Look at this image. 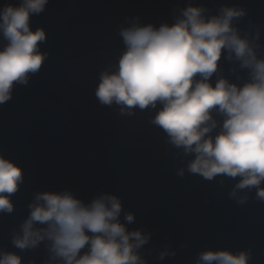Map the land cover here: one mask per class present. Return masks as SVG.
Listing matches in <instances>:
<instances>
[{
	"label": "water",
	"instance_id": "1",
	"mask_svg": "<svg viewBox=\"0 0 264 264\" xmlns=\"http://www.w3.org/2000/svg\"><path fill=\"white\" fill-rule=\"evenodd\" d=\"M18 2L0 0V6ZM189 5L206 7V16L221 7L242 8L245 15L233 26L249 40L259 33L257 53L264 57V0H48L30 17V30L45 32L38 47L46 59L0 105V155L23 176L11 197L13 213L0 214V252L16 253L21 264H44V244L21 252L11 239L35 193L68 190L85 202L116 195L123 211L134 215L128 230L151 234L138 250L145 264H197L201 252L218 250L245 251L248 264H264V202L255 188L232 197L239 177L208 181L190 173L193 156L152 123L159 105L121 114L120 106L101 105L95 96L100 73L114 70L124 51L121 28L134 21L171 25ZM6 43L0 35V50ZM219 77L242 84L247 70L222 55L213 86Z\"/></svg>",
	"mask_w": 264,
	"mask_h": 264
},
{
	"label": "clouds",
	"instance_id": "2",
	"mask_svg": "<svg viewBox=\"0 0 264 264\" xmlns=\"http://www.w3.org/2000/svg\"><path fill=\"white\" fill-rule=\"evenodd\" d=\"M47 3L19 0L0 6V35L7 42L0 50V105L11 99L14 84L26 85L46 59L38 47L45 32L30 30V17L42 13ZM206 12L204 6L189 5L171 25L134 21L121 28L124 51L114 70L100 73L95 96L101 105L120 106L121 114L159 105L152 123L169 143L193 156L190 173L208 181L239 177L230 195L255 188L256 198L264 202V57L257 53L259 33L249 40L233 26L245 15L242 8ZM222 55L247 70L245 82L219 77L213 86L210 81ZM22 183L21 168L0 155V214L13 213L11 197ZM246 200L244 196L238 203ZM27 207L11 243L21 252L44 244V264H145L138 250L151 234L128 230L134 215L123 211L116 195L102 193L85 202L72 191H44L35 193ZM249 259L245 251H204L197 264H248ZM0 264H21V257L0 252Z\"/></svg>",
	"mask_w": 264,
	"mask_h": 264
}]
</instances>
